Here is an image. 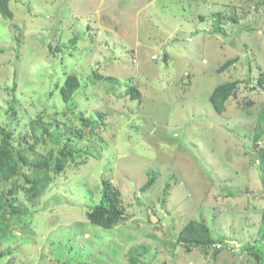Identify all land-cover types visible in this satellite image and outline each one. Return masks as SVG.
<instances>
[{
	"label": "rangeland",
	"instance_id": "374dc122",
	"mask_svg": "<svg viewBox=\"0 0 264 264\" xmlns=\"http://www.w3.org/2000/svg\"><path fill=\"white\" fill-rule=\"evenodd\" d=\"M9 8L12 18L0 12V128L29 158L58 154L59 141L83 154L50 171L33 199L17 186L14 204L28 212L1 213L0 264H129L137 244L148 247L137 264H253L239 247H263L264 124L253 135L264 109V0H9ZM70 73L79 85L68 106L59 88ZM231 80L235 94L217 112L209 95ZM38 114L58 139L36 141ZM103 179L127 214L111 228L85 217ZM189 219L226 241L216 256L175 240Z\"/></svg>",
	"mask_w": 264,
	"mask_h": 264
},
{
	"label": "trees",
	"instance_id": "16d2710c",
	"mask_svg": "<svg viewBox=\"0 0 264 264\" xmlns=\"http://www.w3.org/2000/svg\"><path fill=\"white\" fill-rule=\"evenodd\" d=\"M0 12L3 16L12 18V12L9 8V0H0ZM234 18V17H233ZM237 60L236 57L225 60L217 71H224L228 66ZM238 82L236 80L226 81L216 85L209 95V99L213 108L217 112H222L229 97L235 94ZM257 84L264 87V70L257 77ZM79 85L78 76L75 73H70L66 76L64 83L60 86L59 92L62 100L68 105H72L73 94ZM131 98H136L139 95L138 89L134 86L127 91ZM86 122V121H85ZM264 124V109L256 123L253 139L257 141L263 133ZM32 135L41 130L43 136L37 138L36 141H45L44 136L52 135L59 138L60 132L56 128L49 131V129L42 124L41 116L38 114L35 119L30 122ZM0 183L6 186V189L0 190V215L6 208H9L12 213L21 212L27 214V209L20 205L14 204L17 200L16 191L17 186H20L26 195L33 199L37 197L52 181V174H59L68 164L67 159L75 160L76 156H80L82 151H75L70 148L66 142L59 141L58 154H54L52 149L46 153H38L36 156L29 158L22 150H16L12 145V134L9 129L0 128ZM32 148L34 146H31ZM26 166L30 167V172L22 173L21 169ZM17 178H22L21 185L16 183ZM154 180V175H151L147 181L140 187L145 190L150 186ZM85 217L88 221L102 226L104 228H111L119 224L127 218L125 208L121 205L118 191L112 187L108 179H103L101 195L94 205L90 206L86 212ZM259 231L262 236L256 241H262L264 247V211L261 213ZM175 240L185 246L188 250L191 247L201 246L204 249L213 248V256H216L221 247H216L220 244L222 247L225 240L219 237H213L210 233L209 226L201 220L189 219L176 234ZM234 245V244H232ZM229 246V245H228ZM263 247L254 248L252 244L241 245V250L247 251L253 256L255 262L253 264H264ZM148 247L144 244H137L128 250L129 264H137L138 258L142 255ZM42 264V263H37Z\"/></svg>",
	"mask_w": 264,
	"mask_h": 264
},
{
	"label": "water",
	"instance_id": "95a60500",
	"mask_svg": "<svg viewBox=\"0 0 264 264\" xmlns=\"http://www.w3.org/2000/svg\"><path fill=\"white\" fill-rule=\"evenodd\" d=\"M150 219H151V221H155V220H156L155 215L151 214V215H150Z\"/></svg>",
	"mask_w": 264,
	"mask_h": 264
}]
</instances>
